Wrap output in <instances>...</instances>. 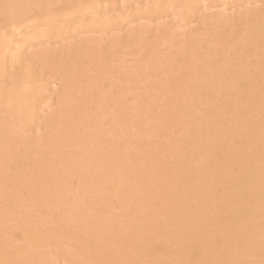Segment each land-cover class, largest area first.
Listing matches in <instances>:
<instances>
[{"label": "bare ground", "instance_id": "bare-ground-1", "mask_svg": "<svg viewBox=\"0 0 264 264\" xmlns=\"http://www.w3.org/2000/svg\"><path fill=\"white\" fill-rule=\"evenodd\" d=\"M0 264H264V0H0Z\"/></svg>", "mask_w": 264, "mask_h": 264}, {"label": "rangeland", "instance_id": "rangeland-1", "mask_svg": "<svg viewBox=\"0 0 264 264\" xmlns=\"http://www.w3.org/2000/svg\"><path fill=\"white\" fill-rule=\"evenodd\" d=\"M46 100H48V101H52L53 100V94L52 95H47V98H46Z\"/></svg>", "mask_w": 264, "mask_h": 264}]
</instances>
